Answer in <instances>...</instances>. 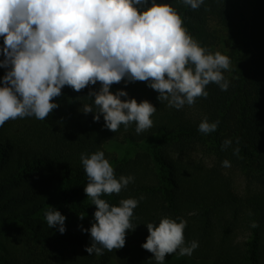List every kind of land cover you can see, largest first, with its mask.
<instances>
[{
  "label": "trees",
  "instance_id": "16d2710c",
  "mask_svg": "<svg viewBox=\"0 0 264 264\" xmlns=\"http://www.w3.org/2000/svg\"><path fill=\"white\" fill-rule=\"evenodd\" d=\"M156 2L176 8L201 46L213 51L226 45L233 66L231 74L224 72L229 89L210 84L207 99L176 110L159 102L158 93L144 82L113 84V94L123 90L128 98L157 108L153 127L139 135L135 124L113 133L104 127L103 117L94 122L93 114L80 111L83 104L94 103L88 94L98 91L99 83L80 92L63 88L54 101L59 108L43 121H7L0 127V236H15L37 251L20 261L6 248L0 264H156L141 245L148 236L145 225L165 216L185 219L186 243L199 242L191 257L173 253L166 255L165 264H264V194H237L220 168L228 160L264 187V0H205L198 10L180 0ZM5 72L0 68V78ZM205 117L220 121L217 131H198ZM225 139L232 146L221 150ZM197 146L219 163L207 166L181 157ZM98 150L105 152L117 178L135 177L119 195L102 198L118 205L121 199L144 197L134 210L137 227L128 231L125 246L102 256L85 251L91 237L80 229L91 227L96 210L84 192L87 176L80 155ZM48 206L66 217L64 234L48 227ZM252 221L259 227L251 228ZM241 230L250 233L244 245L237 244Z\"/></svg>",
  "mask_w": 264,
  "mask_h": 264
},
{
  "label": "clouds",
  "instance_id": "9594fccd",
  "mask_svg": "<svg viewBox=\"0 0 264 264\" xmlns=\"http://www.w3.org/2000/svg\"><path fill=\"white\" fill-rule=\"evenodd\" d=\"M180 3L198 10L205 0ZM0 37L4 57L0 68L6 70L0 78V127L29 117L43 121L59 108L54 101L63 88L80 92L99 83V90L88 94L94 103L83 104L80 111L93 114L94 122L103 117L104 127L113 133L121 125L126 131L135 124L139 135L153 127L151 117L157 108L147 100L128 98L123 90L113 94V84L144 82L158 93L159 102L176 110L193 106L198 98L207 99L210 84L221 91L230 87L224 75L231 71L229 56L201 46L178 10L156 0H0ZM219 124L205 117L198 131L208 135ZM232 143L225 139L221 150ZM238 152L236 148L233 154ZM80 161L87 176L84 192L96 209L91 227L80 226L91 237L85 251L102 256L105 250L125 246L128 231L137 227L132 223L134 210L144 197L110 204L102 197L119 195L135 177L117 178L102 150L81 153ZM221 166L229 168L231 163L224 160ZM44 216L49 228L66 232V217L60 211L48 206ZM145 226L148 236L141 247L153 254L156 264H165L166 255L173 253L191 257L199 247L195 240L186 243L187 221L182 217L165 216L158 224ZM250 227L259 225L252 221Z\"/></svg>",
  "mask_w": 264,
  "mask_h": 264
},
{
  "label": "rangeland",
  "instance_id": "374dc122",
  "mask_svg": "<svg viewBox=\"0 0 264 264\" xmlns=\"http://www.w3.org/2000/svg\"><path fill=\"white\" fill-rule=\"evenodd\" d=\"M215 25V24H214ZM219 50L222 54L227 55L228 49L224 43H220L216 47H214L213 51ZM231 64V71H232ZM231 71H227L231 74ZM195 110L192 109V112ZM176 157L179 155L175 154ZM182 158H185L189 161L202 162L207 166H214L218 164V160L215 156L205 152L201 147L197 146L188 152L181 155ZM114 168V167H113ZM220 168L223 170L224 174L227 175L231 181L235 192L241 196L250 195V194H264V187L259 185L256 181L248 179L238 168L234 165H231L229 168H224L220 164ZM250 233L245 230H241L238 232L237 244L244 245V243L248 240ZM0 253L4 255L6 253V248L9 249V252L12 255H15L19 260H22L32 257V252L35 254L37 251L35 248L30 247L25 242L22 243L20 240H16L15 236L11 238H6L5 236H0ZM4 246V248L1 247ZM21 261V260H20ZM23 262V261H22ZM24 263V262H23Z\"/></svg>",
  "mask_w": 264,
  "mask_h": 264
}]
</instances>
